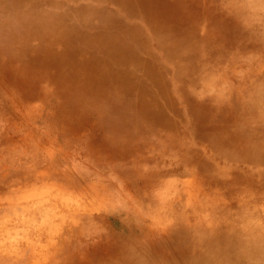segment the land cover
<instances>
[{"label":"bare ground","instance_id":"6f19581e","mask_svg":"<svg viewBox=\"0 0 264 264\" xmlns=\"http://www.w3.org/2000/svg\"><path fill=\"white\" fill-rule=\"evenodd\" d=\"M72 1L77 4L65 10L66 0H0V62L28 69V80L47 83L59 103L68 109L77 105L81 116H94L105 129L100 127L102 134L108 132L106 142L113 152L122 139L132 142L136 132L159 136L169 144L184 141L187 132L189 144L203 140L234 160L246 157L255 170L251 182L260 181L264 176V78L236 85L247 98L246 128L257 118L262 137L258 141L254 137V142V131L246 132L236 120L230 121L231 106L235 104L233 108L241 113L245 110L232 85L239 72L238 56H228L229 50L222 47L234 40L228 37L236 30L233 11L215 20L214 14L206 15L186 0ZM200 41L209 48L202 51ZM215 44L221 48L215 49ZM166 66L172 71L170 77L164 74ZM169 81L175 85L173 94L168 91ZM225 85L227 93H233L231 106L222 103L229 96L220 95ZM209 92L211 97L200 98ZM176 94L186 97L182 108ZM176 119L183 122L184 132ZM190 169L206 171L207 164L201 158ZM242 172L234 169L231 178ZM212 180L208 176L204 187L219 183ZM198 187L203 191L182 210L194 211L191 219L172 225L165 218L170 233L164 238L163 264H264V225L255 219L241 221L245 207L241 201L233 212L218 213L222 211L216 210L218 206L230 210L218 197L219 189L208 194L202 185ZM198 207L213 214H199ZM159 209L154 212L158 220L178 213ZM125 251L113 244L106 258L92 256L86 264H154L128 246Z\"/></svg>","mask_w":264,"mask_h":264},{"label":"rangeland","instance_id":"374dc122","mask_svg":"<svg viewBox=\"0 0 264 264\" xmlns=\"http://www.w3.org/2000/svg\"><path fill=\"white\" fill-rule=\"evenodd\" d=\"M186 1L206 15L214 14L215 20L233 11L236 30L228 37L234 40L222 47L229 50L228 56H238L239 72L232 85L245 110L241 113L233 108L235 104L231 106L234 100L233 93H227L228 85L220 87V95H229L222 103L232 107L230 121L236 120L246 132L254 131L253 141L254 137L258 141L263 129L257 118L246 128L247 98L236 85L264 78V0ZM66 2L65 10L77 4ZM199 46L202 51L209 48L203 41ZM29 73L19 64L0 62V264H86L92 256L106 258L113 244L124 251L128 246L154 264H163L164 238L170 233L165 218L172 225L191 219L195 212L182 210L203 191L199 185L208 194L219 189L218 197L230 210L218 206L217 211L222 208L218 213L233 212L241 201L245 206L241 221L255 219L264 225V176L251 182L255 170L246 157L234 160L203 140L189 144L187 132L184 141L170 144L159 136L136 132L132 142L122 139L113 152L106 142L108 132L102 134L94 116H81L77 105L68 109L56 100L47 83L29 81ZM171 73L166 66L165 76ZM171 83L168 91L173 94ZM152 92L158 94L156 89ZM176 98L182 108L186 97L176 94ZM175 124L186 130L181 120ZM201 158L206 171H189L188 166ZM236 168L243 170L241 177L231 178ZM208 176L219 183L204 187ZM161 202L165 207L159 209ZM163 208L178 213L158 220L154 212ZM198 208L197 213L206 217L213 214Z\"/></svg>","mask_w":264,"mask_h":264}]
</instances>
